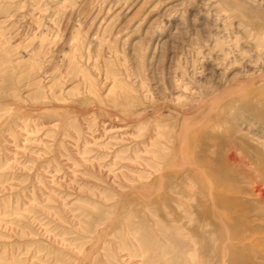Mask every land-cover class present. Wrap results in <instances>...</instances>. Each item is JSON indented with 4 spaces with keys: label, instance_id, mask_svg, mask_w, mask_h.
<instances>
[{
    "label": "rangeland",
    "instance_id": "374dc122",
    "mask_svg": "<svg viewBox=\"0 0 264 264\" xmlns=\"http://www.w3.org/2000/svg\"><path fill=\"white\" fill-rule=\"evenodd\" d=\"M0 264H264V0H0Z\"/></svg>",
    "mask_w": 264,
    "mask_h": 264
}]
</instances>
